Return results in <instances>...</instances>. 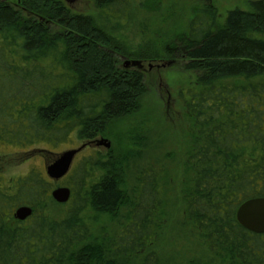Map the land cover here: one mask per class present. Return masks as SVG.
Listing matches in <instances>:
<instances>
[{
  "label": "trees",
  "instance_id": "1",
  "mask_svg": "<svg viewBox=\"0 0 264 264\" xmlns=\"http://www.w3.org/2000/svg\"><path fill=\"white\" fill-rule=\"evenodd\" d=\"M91 1L112 27H125L131 0ZM201 13L206 20L196 18L190 33L164 53L181 57L185 70L197 74V91L187 101L193 127L183 213L213 257L264 264V235L248 232L236 217L244 202L264 198V0L251 2L249 11L228 12L222 24L216 9L195 16ZM0 53V76L29 91L1 104L0 145L49 155L73 135L93 143L139 111L145 74L122 59H165L129 52L93 17L73 13L62 0H0ZM130 154L87 158L65 186L72 198L58 204L66 207L61 218L48 208L56 202L46 171L32 169L0 184V264H128L136 258L161 264L154 244L168 219L163 170H143L127 202ZM24 206L34 213L20 222L14 214ZM124 207L129 212L118 239L95 237L94 227L118 219Z\"/></svg>",
  "mask_w": 264,
  "mask_h": 264
},
{
  "label": "rangeland",
  "instance_id": "2",
  "mask_svg": "<svg viewBox=\"0 0 264 264\" xmlns=\"http://www.w3.org/2000/svg\"><path fill=\"white\" fill-rule=\"evenodd\" d=\"M75 14L94 18L99 27L117 39L129 52L143 51L147 56L159 55L156 62H141L144 67L147 92L140 101V109L133 115L112 125L108 135L98 137L93 143L77 140L76 135L67 143L54 149L55 155H49L41 149H15L0 145V184L6 185L32 169L45 171L46 165L53 162L63 152L89 146L75 159L72 171L59 182H53L54 189L73 184L75 172L90 156L100 152L102 155L115 153L117 156L131 153V160L125 168L126 198L132 202L133 192L138 187V178L145 169L163 170V183L166 192L165 219L160 226L159 236L154 244L161 264H188L198 260L200 264H226L224 259L213 257L205 241L198 237L184 216L183 188L188 170L185 167L190 148V120L187 101L193 99L197 91V74L184 68L181 57H164L165 47L170 46L180 35L190 33L197 21L206 20L204 14L195 16V11L211 7L218 11V23H223L228 12L240 9L249 11L251 2L257 0H131L129 19L125 27L114 28L101 18L91 0H62ZM1 54V53H0ZM3 56V54H1ZM159 57V58H160ZM1 59V57H0ZM2 60V59H1ZM122 65L135 59H122ZM18 64L17 58H15ZM133 67V66H129ZM16 79H4L0 76V106L10 104L6 100L29 92L19 87ZM131 138L137 145L131 144ZM107 140L110 149L99 143ZM167 183V184H166ZM49 211L55 218L64 216L63 206L49 204ZM129 208L124 207L120 217L102 222L93 229L95 237L116 241L123 230ZM141 258L130 259L128 264H139ZM159 260V261H160ZM198 263V264H199Z\"/></svg>",
  "mask_w": 264,
  "mask_h": 264
},
{
  "label": "water",
  "instance_id": "3",
  "mask_svg": "<svg viewBox=\"0 0 264 264\" xmlns=\"http://www.w3.org/2000/svg\"><path fill=\"white\" fill-rule=\"evenodd\" d=\"M126 66H141L140 62L128 61ZM110 149L111 143L103 140L99 143ZM89 145L84 144L80 148L69 150L58 155L50 164L46 165L45 171L49 179L59 182L71 172L75 159ZM52 198L58 204H67L72 198V191L68 187L60 186L53 190ZM31 207H20L16 210L14 217L20 222H26L33 216ZM237 221L242 228L256 235H264V198L251 199L244 202L237 210Z\"/></svg>",
  "mask_w": 264,
  "mask_h": 264
},
{
  "label": "flooded vegetation",
  "instance_id": "4",
  "mask_svg": "<svg viewBox=\"0 0 264 264\" xmlns=\"http://www.w3.org/2000/svg\"><path fill=\"white\" fill-rule=\"evenodd\" d=\"M204 8H212V6L211 7H204ZM141 69L143 70V71H145L144 70V67L141 65Z\"/></svg>",
  "mask_w": 264,
  "mask_h": 264
}]
</instances>
